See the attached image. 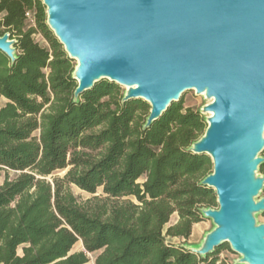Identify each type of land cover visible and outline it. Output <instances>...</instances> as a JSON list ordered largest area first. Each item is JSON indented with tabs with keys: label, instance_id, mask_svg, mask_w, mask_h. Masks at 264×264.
Segmentation results:
<instances>
[{
	"label": "trees",
	"instance_id": "trees-1",
	"mask_svg": "<svg viewBox=\"0 0 264 264\" xmlns=\"http://www.w3.org/2000/svg\"><path fill=\"white\" fill-rule=\"evenodd\" d=\"M0 14V36L17 41L18 57L11 63L0 52V177L17 174L0 186V264H88L96 253L94 264H220L223 246L203 258L167 241L188 240L201 210L218 208L202 185L211 159L190 151L205 116L174 103L144 129L150 106L123 103L109 81L75 102V66L42 2L0 0ZM71 186L104 197L83 202ZM174 214L179 221L167 228Z\"/></svg>",
	"mask_w": 264,
	"mask_h": 264
},
{
	"label": "water",
	"instance_id": "water-1",
	"mask_svg": "<svg viewBox=\"0 0 264 264\" xmlns=\"http://www.w3.org/2000/svg\"><path fill=\"white\" fill-rule=\"evenodd\" d=\"M47 25L77 62L75 102L101 81L124 91L123 103L146 102L151 127L188 91L211 103L199 110L207 129L190 151L211 159L202 185L218 208L202 209L214 229L199 245L203 258L224 245L239 264H264V0H40ZM17 41L0 36L14 63Z\"/></svg>",
	"mask_w": 264,
	"mask_h": 264
},
{
	"label": "rangeland",
	"instance_id": "rangeland-1",
	"mask_svg": "<svg viewBox=\"0 0 264 264\" xmlns=\"http://www.w3.org/2000/svg\"><path fill=\"white\" fill-rule=\"evenodd\" d=\"M4 14H0V21L2 20ZM34 39L36 42H38L42 47H48V44L46 40L41 36L40 34H37L34 36ZM74 66L76 67L77 62L73 61ZM123 91H126L127 88L121 87ZM185 108H192L194 110H203V108L211 103L210 100L206 98L205 95H197L195 91H188L186 92L181 101ZM7 103V100L4 98H0V106H4ZM206 118L209 117V114H204ZM260 157L264 158V151L260 154ZM67 171L63 172H57L54 174L53 177H63L64 174ZM257 175L259 177H262L263 174L261 172H258ZM17 177V174L14 172H2L0 177V186L4 183L5 179L8 178L10 180H13ZM48 180H52V178H48ZM144 179H141L140 182L142 183ZM71 190L74 193L76 197L79 198L80 201H87L88 199H92L95 196L104 197L102 194V189H99L98 193L96 195H90L79 188L75 186H71ZM264 198V190L260 194V196L257 198V200H261ZM121 200H131L133 202H136V200L133 197H126ZM179 221L178 214H174L171 217L170 223L167 225V228L175 225ZM256 221L258 224H264V214H257L256 215ZM214 229L213 222L209 219H204L202 222L195 224L192 228V234L188 240L182 239V238H167V241L170 243H173L175 245H181L183 243H186L190 246L199 245L206 233L211 232ZM83 250L82 243L79 242L75 245L73 251L79 252ZM96 254L90 255V263L92 264V261L96 259ZM219 263L220 264H239L241 260V256L232 252L230 247L228 245H224L222 249L220 250V253L218 254Z\"/></svg>",
	"mask_w": 264,
	"mask_h": 264
},
{
	"label": "crops",
	"instance_id": "crops-1",
	"mask_svg": "<svg viewBox=\"0 0 264 264\" xmlns=\"http://www.w3.org/2000/svg\"><path fill=\"white\" fill-rule=\"evenodd\" d=\"M89 263H90V262H89ZM89 263H88V264H89ZM94 263H95V260L92 261V264H94Z\"/></svg>",
	"mask_w": 264,
	"mask_h": 264
},
{
	"label": "built area",
	"instance_id": "built-area-1",
	"mask_svg": "<svg viewBox=\"0 0 264 264\" xmlns=\"http://www.w3.org/2000/svg\"><path fill=\"white\" fill-rule=\"evenodd\" d=\"M27 16H28L29 18L31 17L29 13L27 14Z\"/></svg>",
	"mask_w": 264,
	"mask_h": 264
}]
</instances>
